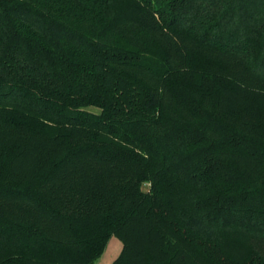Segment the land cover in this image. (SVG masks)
I'll return each instance as SVG.
<instances>
[{
	"label": "trees",
	"instance_id": "1",
	"mask_svg": "<svg viewBox=\"0 0 264 264\" xmlns=\"http://www.w3.org/2000/svg\"><path fill=\"white\" fill-rule=\"evenodd\" d=\"M264 264V0H0V264Z\"/></svg>",
	"mask_w": 264,
	"mask_h": 264
},
{
	"label": "rangeland",
	"instance_id": "2",
	"mask_svg": "<svg viewBox=\"0 0 264 264\" xmlns=\"http://www.w3.org/2000/svg\"><path fill=\"white\" fill-rule=\"evenodd\" d=\"M121 247V241L116 236H111L102 255L93 264H110L119 254Z\"/></svg>",
	"mask_w": 264,
	"mask_h": 264
}]
</instances>
